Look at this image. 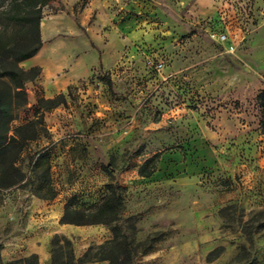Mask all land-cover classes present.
I'll return each instance as SVG.
<instances>
[{"label": "rangeland", "instance_id": "obj_1", "mask_svg": "<svg viewBox=\"0 0 264 264\" xmlns=\"http://www.w3.org/2000/svg\"><path fill=\"white\" fill-rule=\"evenodd\" d=\"M70 1L64 10L42 7L41 38L61 40L70 61L89 59L96 53L85 50L95 47L119 62L113 73L99 70L72 83L44 113L55 196L37 197L30 181L36 182L31 156L48 144L41 138L20 158L28 180L0 189L1 259L30 255L20 253L26 241L18 247L8 241L21 230L39 246V264H51L54 234L72 241L76 258L110 239L109 226L61 225L59 218L68 200L80 209L98 204L113 182L126 192L112 225L145 242L130 264H264V128L257 100L264 88V0ZM92 5L94 11L85 9ZM9 7L0 0V11ZM211 32L226 33L224 46L233 43V51ZM60 79L59 72L51 85ZM25 88L27 107L15 111L12 126L32 117L42 94L36 81ZM155 153L154 172L141 177L139 166ZM38 203L54 206L48 218L32 225L27 218L16 230L31 206L43 207Z\"/></svg>", "mask_w": 264, "mask_h": 264}, {"label": "trees", "instance_id": "obj_2", "mask_svg": "<svg viewBox=\"0 0 264 264\" xmlns=\"http://www.w3.org/2000/svg\"><path fill=\"white\" fill-rule=\"evenodd\" d=\"M9 4L8 9L0 11V189L21 187L28 180L20 167V158L28 143L45 138L48 144L31 156V173L36 182L35 179L30 181L37 184L34 192L37 197L51 199L55 196L48 147L52 141L44 113L52 109L54 100L38 95L30 119L15 126L11 125V121L16 110L27 107L25 83L35 81L41 73L38 65L24 68L20 63L34 56L42 45V7L49 6L53 10H64L65 7L61 0H9ZM106 84L112 88L109 76L106 77ZM257 100L262 113L260 124L264 128V88L257 95ZM157 157L158 153H155L145 159L138 168V174L151 176ZM105 189L101 202L89 209L76 208L68 200L59 223L77 226L103 224L109 226L112 237L104 243L88 246L82 256L76 258L72 241L65 235L54 234L50 240L51 264H83L101 260H107L109 264H130L138 253L144 252L140 248L145 242L138 241L134 236L130 238L117 225H112L124 210L126 187L109 182L105 184ZM0 264H39V260L34 253L8 262L0 256Z\"/></svg>", "mask_w": 264, "mask_h": 264}, {"label": "crops", "instance_id": "obj_3", "mask_svg": "<svg viewBox=\"0 0 264 264\" xmlns=\"http://www.w3.org/2000/svg\"><path fill=\"white\" fill-rule=\"evenodd\" d=\"M90 3L94 0H89ZM105 4L107 3V0H105ZM111 2V0H108ZM75 1L66 0V2H62L64 7L67 8L69 4L74 3ZM96 8V5H92L87 9H91L94 11ZM98 11V10H97ZM43 28V26H40ZM42 30V29H41ZM54 30H61L59 26L54 27ZM42 31H40L41 33ZM42 39V45L39 49V51L32 57L28 58L31 59L32 62L27 66L28 68L34 65H38L41 67V73L39 77L35 80L38 82L42 87V95L45 98L54 99L58 94H63L65 90H67L68 86H70L72 83L84 79L88 76H90L92 73L103 70V71H111L113 73L114 66L118 64L119 60H113L109 59L105 55L101 53L100 49L97 48H90L85 51H94L96 54L91 56L89 59H86L85 56H81L78 59L68 60V57L65 56V52L61 49L62 43L61 40H56V42L53 43H47L44 41L43 37ZM62 50V52H61ZM27 60V59H26ZM25 61V60H24ZM23 62V61H22ZM121 64H124V62H127L126 59L120 61ZM127 67H124V71ZM61 73V79L60 83L56 84L55 86L51 85L54 83L53 77H58V73ZM158 93V91L156 92ZM143 177V176H141ZM40 204V203H38ZM43 205V204H40ZM53 205H46L44 204L42 208H37L35 206H31L30 210L24 212L20 218L24 216V219H20L16 223V230L17 229H23L24 225L22 226L23 221L25 219H29L30 225H32L34 222H41V220L48 218L50 215L49 213L53 210ZM25 211V210H24ZM36 211H41V217L38 219L37 215H35ZM0 210V214H1ZM60 214V209L58 207V215ZM26 215V217H25ZM44 215V217H42ZM36 216V217H35ZM65 225V224H61ZM19 234H15L13 237H8L11 242L12 238L15 240L13 243H17L16 247L23 244V241H26L27 245L20 251L23 255L28 254H38L39 246L36 245L34 242L32 244H29L30 239V233L26 231L24 233L23 230Z\"/></svg>", "mask_w": 264, "mask_h": 264}, {"label": "built area", "instance_id": "obj_4", "mask_svg": "<svg viewBox=\"0 0 264 264\" xmlns=\"http://www.w3.org/2000/svg\"><path fill=\"white\" fill-rule=\"evenodd\" d=\"M210 37L215 40L217 43L223 45L225 51L227 52H232L233 49H234V45L233 43H230L226 48L224 46L225 43H227L229 41L228 37H227V34L224 33V32H211L210 33ZM162 66V63H158L157 64V67H161Z\"/></svg>", "mask_w": 264, "mask_h": 264}]
</instances>
